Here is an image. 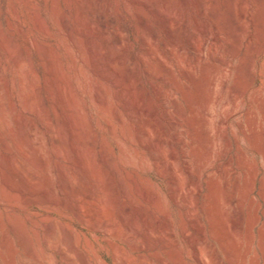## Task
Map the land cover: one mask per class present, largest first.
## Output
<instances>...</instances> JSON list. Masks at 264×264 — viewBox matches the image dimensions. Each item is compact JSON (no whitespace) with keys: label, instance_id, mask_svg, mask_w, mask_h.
Instances as JSON below:
<instances>
[{"label":"rangeland","instance_id":"rangeland-1","mask_svg":"<svg viewBox=\"0 0 264 264\" xmlns=\"http://www.w3.org/2000/svg\"><path fill=\"white\" fill-rule=\"evenodd\" d=\"M179 263L264 264V0H0V264Z\"/></svg>","mask_w":264,"mask_h":264},{"label":"bare ground","instance_id":"bare-ground-1","mask_svg":"<svg viewBox=\"0 0 264 264\" xmlns=\"http://www.w3.org/2000/svg\"><path fill=\"white\" fill-rule=\"evenodd\" d=\"M218 11V10H217ZM213 13H215V12H213ZM215 15V14H214ZM241 17L243 18L244 17V15L242 16L241 15ZM214 38V37H213ZM215 39V38H214ZM76 45V44H75ZM17 61H15V63H16ZM97 100V99H96ZM101 102V101H100ZM104 102V101H103ZM106 104V103H105ZM104 106V105H103ZM34 108V107H33ZM180 115V114H179ZM119 117L117 118V121L118 122H120L119 120ZM121 123V122H120ZM148 130V129H147ZM62 167V166H61ZM62 170V169H61ZM63 173H64V171H63ZM27 175V174H26ZM34 175V174H33ZM25 176V175H24ZM27 176H30V175H27ZM63 177V176H62ZM31 179V178H30ZM33 180V179H32ZM36 180L37 179H35V181H34V183L36 182ZM99 181V180H98ZM27 182V181H26ZM40 185V184H39ZM36 186V185H35ZM38 186V185H37ZM36 188V187H35ZM193 192V191H192ZM108 195V194H107ZM88 196V195H87ZM93 196V195H92ZM92 198V197H91ZM27 203H30V201H27ZM93 208V207H92ZM95 210V209H94ZM127 211V210H126ZM256 220V219H255ZM230 223V222H229ZM134 224V223H133ZM232 225L234 226V227H236L237 225H239L238 223H237V221H235V220H233L232 221ZM239 227V226H238ZM113 228V227H112ZM136 228V227H135ZM138 230V229H137ZM139 231V230H138ZM120 232V231H119ZM123 235V234H122ZM167 237V236H166ZM165 237V238H166ZM169 237V236H168ZM167 237V238H168ZM161 238V237H160ZM170 239V238H169ZM168 240V239H167ZM146 242H147V240H146ZM191 247H192V245H191ZM193 248H194V250H195V253H196V256H198V259L200 260V257H199V254H198V251H197V249H196V245L193 243ZM192 248V249H193ZM134 249V248H133ZM164 252V251H163ZM179 252V251H178ZM29 253V252H28ZM171 253V252H170ZM182 253V252H181ZM181 255V254H180ZM178 257V256H177ZM126 258V257H125ZM161 259V258H160ZM171 259V258H170ZM182 259V258H181ZM166 260V259H165ZM172 261V260H171ZM176 261V260H175ZM179 261H181V260H179ZM177 262V261H176ZM182 262V261H181ZM199 262H201V260L199 261ZM168 263V262H167ZM183 263V262H182ZM180 264V263H179ZM201 264V263H200Z\"/></svg>","mask_w":264,"mask_h":264}]
</instances>
